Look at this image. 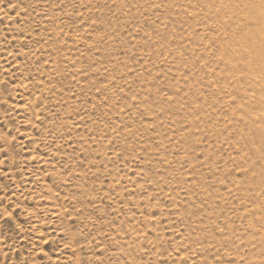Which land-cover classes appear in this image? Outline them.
Here are the masks:
<instances>
[{
    "label": "rangeland",
    "instance_id": "rangeland-1",
    "mask_svg": "<svg viewBox=\"0 0 264 264\" xmlns=\"http://www.w3.org/2000/svg\"><path fill=\"white\" fill-rule=\"evenodd\" d=\"M0 264H264V0H0Z\"/></svg>",
    "mask_w": 264,
    "mask_h": 264
}]
</instances>
